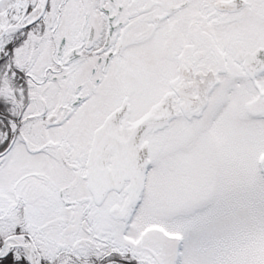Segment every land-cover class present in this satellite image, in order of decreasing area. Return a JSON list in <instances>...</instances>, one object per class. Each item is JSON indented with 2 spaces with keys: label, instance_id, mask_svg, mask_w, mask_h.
Wrapping results in <instances>:
<instances>
[{
  "label": "snow or ice",
  "instance_id": "6c2138e0",
  "mask_svg": "<svg viewBox=\"0 0 264 264\" xmlns=\"http://www.w3.org/2000/svg\"><path fill=\"white\" fill-rule=\"evenodd\" d=\"M0 264H264V0H0Z\"/></svg>",
  "mask_w": 264,
  "mask_h": 264
}]
</instances>
